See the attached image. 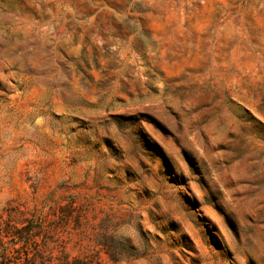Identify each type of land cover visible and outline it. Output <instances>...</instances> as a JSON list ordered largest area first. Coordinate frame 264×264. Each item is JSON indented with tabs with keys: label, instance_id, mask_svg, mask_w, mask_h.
Returning <instances> with one entry per match:
<instances>
[{
	"label": "rangeland",
	"instance_id": "374dc122",
	"mask_svg": "<svg viewBox=\"0 0 264 264\" xmlns=\"http://www.w3.org/2000/svg\"><path fill=\"white\" fill-rule=\"evenodd\" d=\"M0 264H264V0H0Z\"/></svg>",
	"mask_w": 264,
	"mask_h": 264
}]
</instances>
